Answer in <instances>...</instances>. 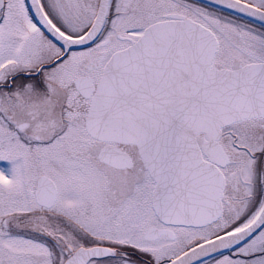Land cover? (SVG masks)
<instances>
[{"label": "snow or ice", "instance_id": "1", "mask_svg": "<svg viewBox=\"0 0 264 264\" xmlns=\"http://www.w3.org/2000/svg\"><path fill=\"white\" fill-rule=\"evenodd\" d=\"M0 264H264V0H0Z\"/></svg>", "mask_w": 264, "mask_h": 264}]
</instances>
